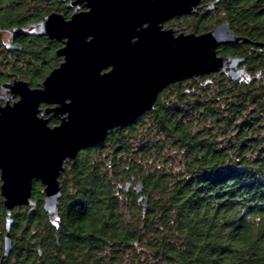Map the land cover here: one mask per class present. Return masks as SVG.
Wrapping results in <instances>:
<instances>
[{"label": "trees", "instance_id": "16d2710c", "mask_svg": "<svg viewBox=\"0 0 264 264\" xmlns=\"http://www.w3.org/2000/svg\"><path fill=\"white\" fill-rule=\"evenodd\" d=\"M230 2L231 27L264 42V0ZM53 10H61L57 0H0V35ZM58 62L40 43H23L0 67L35 84ZM251 65L250 83L218 80L190 96L171 86L152 109L66 161L56 237L41 209L30 213L25 225L34 232L16 259L264 264V56ZM36 244L43 245L39 257L30 249Z\"/></svg>", "mask_w": 264, "mask_h": 264}, {"label": "water", "instance_id": "95a60500", "mask_svg": "<svg viewBox=\"0 0 264 264\" xmlns=\"http://www.w3.org/2000/svg\"><path fill=\"white\" fill-rule=\"evenodd\" d=\"M140 1L74 0L72 6L88 9L75 11L68 20L51 12L32 25L31 34L63 40L56 51L63 60L36 88L23 80L1 85V93L11 90L19 96L13 105L0 108L1 195L7 213L4 257L10 252L12 209L33 205V179L44 186L43 208L56 226L62 195L58 178L66 161L152 109L169 84L226 69L237 80L244 72V67H237L242 59L217 55L220 45L239 40L226 22L201 34L175 36L173 30H160L161 15L187 12L196 0ZM146 18L149 24L141 28ZM40 103L55 105L41 116L63 115L58 125L50 127L48 119L38 116ZM134 190L140 193L142 184Z\"/></svg>", "mask_w": 264, "mask_h": 264}, {"label": "flooded vegetation", "instance_id": "af4514ba", "mask_svg": "<svg viewBox=\"0 0 264 264\" xmlns=\"http://www.w3.org/2000/svg\"><path fill=\"white\" fill-rule=\"evenodd\" d=\"M60 4V11L53 10L51 12H57L61 14L66 20H68L71 15L76 11H85L88 8L83 7V4H75L72 6V2L74 0H57ZM154 0H141V3H150ZM232 4L230 0H196L194 5H190L188 8L189 11L183 12L181 14L176 15H161L157 25L160 27V30H173V35L182 34H201L207 32L214 27L227 23L231 32L239 38L237 42H230L227 44L220 45L217 48V55L221 56L223 59H227L228 57L231 58H238L242 59L243 61L238 64V68L244 67V72L240 74L237 81L240 83H250L252 80L253 68L252 62L258 57L264 56V42L263 41H250L247 38V41H243L246 38L243 34H241L238 30L233 29L231 27V21L227 19L226 13L227 9ZM193 9V10H191ZM191 10V11H190ZM50 12V13H51ZM48 13V14H50ZM46 14L45 16H47ZM45 16L39 20H44ZM158 19V18H157ZM149 18L144 19L141 23V28L146 27L149 24ZM36 21V22H39ZM36 22L29 23L19 29L13 28L11 30H6L1 32V34L6 33L7 42H3L0 39V59L3 57H8L11 59L12 57L18 55L23 48V43L25 44H32V43H40L42 47L47 51L53 53L55 57L59 59V62L56 66L57 67L63 60L61 56L56 54V51L63 46V40H58L55 38H49L46 35H34L31 34L30 31L33 29V24ZM136 39V38H133ZM256 42L262 43V45H257ZM12 45H20L21 48L19 50L13 49ZM222 48L225 50V55L219 54V50ZM228 65V63H227ZM52 68V69H53ZM51 69V70H52ZM49 70L48 73L51 71ZM230 69H226L224 72H211L209 74L198 75L196 77H191L188 79H182L176 81L174 83L169 84L167 87L162 89L158 96L162 95V92L171 86L176 85V89H180V92L184 96H190L195 94L196 86H205V85H212L214 82L218 80H230L231 77L227 74ZM253 72V73H252ZM48 73L41 79H39L35 84H31L29 80L24 79L20 75L14 74L9 68L5 66L0 67V91L1 85L4 83H13L14 80H23L28 83L29 87L36 88L39 86V83L44 80V78L48 75ZM259 72L255 73V77H258ZM209 81L208 83H205ZM174 92V90H173ZM175 93V92H174ZM19 98L18 95H15L8 90L4 93L0 92V108L6 105H13L15 101ZM55 107L54 104H46L40 103L38 106L39 109V117L43 119H48L47 125L50 127L56 126L61 122L63 115L58 114L54 115L53 112H49L46 116H41V113L46 108H53ZM54 119L56 123H51V120ZM62 174V173H61ZM60 174V176H61ZM59 176V182H60ZM3 181L1 180V170H0V264H16L17 262H23L25 264H45L44 259L42 258H24L23 260L16 259L15 254L20 251V253H24V246L23 242L27 241L29 237H27L28 232L31 230L27 227L26 224V216H29L30 213L35 216V214L39 213V209L45 214L48 219L47 213L43 208L44 204V186L41 182L37 179L32 180V188L30 191V201L33 202V205H17L12 209L11 218H12V225L9 230V237H10V252L7 256H3L4 254V246H5V235H6V206L4 204V197L1 195V185ZM57 213V212H56ZM41 215V213H40ZM59 216L57 213L56 219V226L54 225V232L53 238L56 237L55 231L59 226ZM50 223V221H49ZM51 224V223H50ZM52 225V224H51ZM34 231L31 230V233ZM48 235L44 232V229L39 230V237L41 240L44 238L46 239ZM32 252L36 251V254L39 256L42 255L43 245L36 244L35 247L30 248ZM22 263V264H23Z\"/></svg>", "mask_w": 264, "mask_h": 264}, {"label": "rangeland", "instance_id": "374dc122", "mask_svg": "<svg viewBox=\"0 0 264 264\" xmlns=\"http://www.w3.org/2000/svg\"><path fill=\"white\" fill-rule=\"evenodd\" d=\"M7 34L6 33H3L0 35V39L3 41V42H7ZM165 93L167 94V91H165Z\"/></svg>", "mask_w": 264, "mask_h": 264}]
</instances>
